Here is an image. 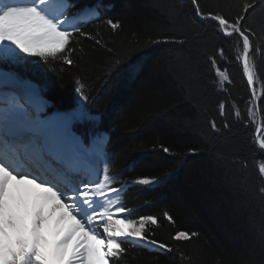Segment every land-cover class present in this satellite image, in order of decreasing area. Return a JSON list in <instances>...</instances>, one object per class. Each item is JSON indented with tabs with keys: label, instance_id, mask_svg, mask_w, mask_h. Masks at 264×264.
I'll list each match as a JSON object with an SVG mask.
<instances>
[{
	"label": "trees",
	"instance_id": "obj_1",
	"mask_svg": "<svg viewBox=\"0 0 264 264\" xmlns=\"http://www.w3.org/2000/svg\"><path fill=\"white\" fill-rule=\"evenodd\" d=\"M199 2L206 12L235 16V6L242 0ZM71 3L75 7L70 16L98 3L105 6L100 20L83 28L100 35L95 40L80 37V43L73 45L84 50L74 54L75 64L41 61V72L12 64L0 67L20 80L37 83L52 107L67 112L80 109L94 117L75 120V128L85 139L107 132L109 174L119 183L127 182L124 205L133 210V217L154 214L160 219L162 226L154 228L152 238L178 248L192 264H264V200L258 192L262 183L258 165L264 162V152L254 143L255 125L245 123L253 107L248 103L252 91L236 59V40L225 38L211 22H193L191 0ZM107 18L120 20L122 29L113 32L103 23ZM249 24L259 36L264 5L256 8ZM163 37L170 41L149 44ZM221 48L226 59L219 55ZM126 50L130 54L113 68ZM212 57L217 59L216 67L229 74L223 89ZM254 61L258 106L253 119L259 123L264 118V52H258ZM77 79L85 84L87 101L75 90ZM234 105L241 118L236 117ZM212 121L218 130L211 127ZM161 143L174 155L153 147ZM189 148L197 152L187 154ZM174 166V175L162 184L132 183L141 175H160ZM164 211L173 216L174 225L163 218ZM177 230L199 235L189 242L174 241ZM131 251L136 255L127 256V264H181L177 251Z\"/></svg>",
	"mask_w": 264,
	"mask_h": 264
},
{
	"label": "snow or ice",
	"instance_id": "obj_2",
	"mask_svg": "<svg viewBox=\"0 0 264 264\" xmlns=\"http://www.w3.org/2000/svg\"><path fill=\"white\" fill-rule=\"evenodd\" d=\"M191 4L193 22L197 19L201 23L211 22L225 38L236 40V59L242 64L248 85L253 86L256 82L254 57L264 52V25L257 36L249 22L256 8L264 5V0H242L235 6L238 8L235 16L221 11L206 12L199 0H191ZM73 7L71 0H0V64H12L33 72L43 71L41 61L75 64L74 54H82L84 50L73 45L80 43V37L95 40L100 35L99 31L93 35L83 28L91 21L100 20L105 6L98 3L70 16ZM103 23L113 32L122 29L120 20L107 18ZM169 41V37H163L150 40L149 44ZM130 51L122 53L112 67L120 65ZM218 51L220 57L226 59L224 49ZM211 63L223 88L229 74L226 69L216 67L215 57L211 58ZM5 75L0 70V85L5 82ZM75 84L76 92L87 101L85 84L79 79ZM30 94L38 96V91L31 88ZM22 100L23 97L5 99L0 92V264H109L110 261L127 264V256L135 258L136 253L131 251L135 248L177 251L181 264H192L191 258L178 248L152 238L154 228L162 226L157 215L133 217V210L124 205L122 197L127 182L119 183L109 174L110 157L105 152L107 141L103 134L96 135L86 146L70 133L71 121L94 117L75 109L55 121L41 119L47 101L41 100L37 105ZM255 101L253 88L248 102L253 107L248 109L249 119L245 123L255 125L254 143L264 152V118L255 123ZM219 107L223 113V101ZM235 115L241 118L238 107H235ZM211 127L217 129L215 121L211 122ZM153 147L166 155H174L172 149L162 143ZM196 152V148H189L187 154ZM100 163L103 164L102 176ZM175 171L174 166L160 175H141L132 183L159 185L169 180ZM258 173L262 181L258 192L264 200V162L258 165ZM48 204L57 213L58 224L70 221L65 229L57 230L51 243L43 231L48 222L45 215ZM162 216L170 225L175 224L168 211ZM78 232L81 235L69 248ZM198 235L177 230L172 239L189 242Z\"/></svg>",
	"mask_w": 264,
	"mask_h": 264
},
{
	"label": "bare ground",
	"instance_id": "obj_3",
	"mask_svg": "<svg viewBox=\"0 0 264 264\" xmlns=\"http://www.w3.org/2000/svg\"><path fill=\"white\" fill-rule=\"evenodd\" d=\"M4 79H6V81L8 80L7 75H5ZM29 90H31V89H29ZM5 99L10 100L11 97L5 96ZM40 103H41V100H37L36 104L38 105ZM64 114L65 113H63L61 115H64ZM68 128L73 131L71 123H69ZM73 133L76 134L74 131H73ZM75 136H77V135H75ZM99 168L101 169V163L99 164ZM101 176H102V169H101ZM45 215H46V217H48V222L46 223L43 231H44V234L47 236L49 243H51V241L56 238L57 230L58 229H60V230L65 229L67 227L68 223H70V221L66 220V221L60 222L58 224L57 219H56L57 213L52 211V205L51 204H48L45 206ZM100 231H102V229H100ZM80 235L81 234L78 232L76 234V236L73 237V240H72L71 244L69 245V248H71V246L76 243V240ZM109 264H111V261L109 262Z\"/></svg>",
	"mask_w": 264,
	"mask_h": 264
},
{
	"label": "rangeland",
	"instance_id": "obj_4",
	"mask_svg": "<svg viewBox=\"0 0 264 264\" xmlns=\"http://www.w3.org/2000/svg\"><path fill=\"white\" fill-rule=\"evenodd\" d=\"M223 88H225V84H224V87H223ZM223 88H222V89H223ZM103 136L105 137V135H103ZM101 164H102V163H101Z\"/></svg>",
	"mask_w": 264,
	"mask_h": 264
}]
</instances>
